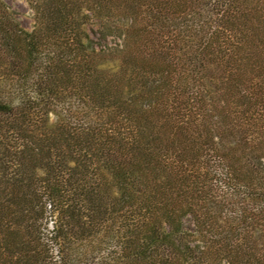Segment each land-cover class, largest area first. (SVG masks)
<instances>
[{"label":"trees","instance_id":"16d2710c","mask_svg":"<svg viewBox=\"0 0 264 264\" xmlns=\"http://www.w3.org/2000/svg\"><path fill=\"white\" fill-rule=\"evenodd\" d=\"M0 0V264H264V0Z\"/></svg>","mask_w":264,"mask_h":264},{"label":"rangeland","instance_id":"374dc122","mask_svg":"<svg viewBox=\"0 0 264 264\" xmlns=\"http://www.w3.org/2000/svg\"><path fill=\"white\" fill-rule=\"evenodd\" d=\"M17 12L21 25L29 29L32 26L30 10L25 0H6Z\"/></svg>","mask_w":264,"mask_h":264}]
</instances>
